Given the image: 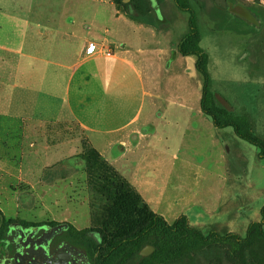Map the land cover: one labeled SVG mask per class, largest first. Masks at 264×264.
Here are the masks:
<instances>
[{
    "label": "rangeland",
    "instance_id": "rangeland-1",
    "mask_svg": "<svg viewBox=\"0 0 264 264\" xmlns=\"http://www.w3.org/2000/svg\"><path fill=\"white\" fill-rule=\"evenodd\" d=\"M118 1L0 0V44L7 41L15 42V46L18 44L23 29H15L16 23L11 21L14 15L50 17L57 13L59 28L70 26L73 20L75 27L72 29L77 33L84 35L89 31L92 38L94 34L111 38L117 47L126 43L130 48L135 34L124 18L117 19L119 14L126 16ZM200 1L206 5V10L211 8V14L199 8L195 10L201 47L210 60L211 89L217 97L222 96L231 104L236 115L249 118L255 134L264 139V0ZM154 7H157L155 0ZM153 13L159 22L158 30L166 40L161 43L154 39L152 44L164 50L166 62H172L178 45L190 31L191 13L177 8L174 0H164ZM167 42L171 44L166 46ZM90 45L83 47L78 39L74 40L68 59L59 61L60 82L69 78L84 48L85 54H89ZM182 59L185 67L179 74H184L181 78L175 76L178 63H168L164 70L163 99L171 96L172 90L177 92L176 88L180 89V94L185 93L186 88L187 99L197 108L199 97H202L203 77L196 68V56H180ZM58 92L62 93L61 87ZM18 128L19 125L15 128L12 123L0 119V210L5 219L14 224L28 221L48 223L53 227L67 223L75 231L100 228L102 224L98 219L106 205L98 198L101 213L93 214L94 195L89 188L85 159L90 148H97L90 134L74 121L47 125L41 130V137L50 142L51 147L57 146L61 157L55 162L51 159L53 163L31 166L36 174H29L23 181L18 175L23 153L26 152L32 161L40 155L38 147L33 148L34 141H21L23 134L18 133ZM216 130L222 131L220 144L215 145L210 140V132L202 128L195 137L187 135L177 161L172 162L173 156H168L165 163H154L163 172L155 178H161L163 182L157 184H163L166 194L161 198L164 201L161 209L168 210L165 216L170 222L180 213L179 218L186 215L191 226L205 234L215 231L244 238L249 225L261 220L264 160L255 146L238 138L231 128ZM173 137L171 143L176 135ZM111 151L118 152L117 149Z\"/></svg>",
    "mask_w": 264,
    "mask_h": 264
},
{
    "label": "crops",
    "instance_id": "crops-1",
    "mask_svg": "<svg viewBox=\"0 0 264 264\" xmlns=\"http://www.w3.org/2000/svg\"><path fill=\"white\" fill-rule=\"evenodd\" d=\"M116 17L124 18L133 28L135 38L130 48L126 43L117 47L111 38L95 34L92 38L89 31L84 35L77 33L72 29L73 20L70 26L62 25L61 29L57 13L50 17L14 15L11 21L16 23L15 29L23 32H18L21 36L17 46L11 41L0 44V119L15 128L19 125L21 141H34L33 148L38 147L40 157L33 161L24 151L18 167L20 180L36 174L31 166L49 164L51 159L55 162L61 157L59 148L51 147L41 137V130L47 125L74 121L90 134L100 154L137 189L152 211L165 216L168 210L161 209L164 205L161 198L166 194L163 184H157L163 181L155 179L163 172L154 163H165L168 156H173L172 162L177 161L188 134L195 137L204 128L216 145L220 144L222 131L218 132L201 111V96L197 108L187 99L186 88L183 94L176 88L177 92L172 90L171 96L163 99L164 70L168 63H178L175 76L180 78L185 66L177 51L174 61L166 62L164 50L152 44L154 39L164 43L162 31L123 14ZM30 29L34 32L30 33ZM75 39L83 47L96 45L98 51L85 54L84 48L69 78L60 82L59 61L68 59ZM168 49L172 51L170 46ZM59 87L62 93L58 92ZM173 135L176 139L171 143ZM113 149L118 152L113 154ZM179 215L172 222L164 218L173 224Z\"/></svg>",
    "mask_w": 264,
    "mask_h": 264
},
{
    "label": "trees",
    "instance_id": "trees-1",
    "mask_svg": "<svg viewBox=\"0 0 264 264\" xmlns=\"http://www.w3.org/2000/svg\"><path fill=\"white\" fill-rule=\"evenodd\" d=\"M155 1L157 7H154V0H119L117 3L128 18L159 29L153 12L164 0ZM174 2L180 10L191 13L190 31L178 45L177 53L197 58L196 68L204 83L201 111L216 129L231 128L238 138L255 146L264 160V139L255 134L249 118L236 115L231 104L224 97H217L211 89L210 60L201 47L195 16L196 8L210 14L211 8L206 10L200 0ZM85 161L89 188L94 195L93 214L101 213L98 198L106 205L98 219L102 225L98 229L75 231L66 223L64 238L85 250L91 264H264V206L261 220L249 225L244 238L215 231L205 234L191 226L186 215L169 224L163 216L154 213L137 189L97 150L90 148ZM13 225L0 210V256L7 252ZM19 225L26 228L53 227L48 223L28 221ZM147 246L153 247L154 251L142 257L141 252Z\"/></svg>",
    "mask_w": 264,
    "mask_h": 264
},
{
    "label": "flooded vegetation",
    "instance_id": "flooded-vegetation-1",
    "mask_svg": "<svg viewBox=\"0 0 264 264\" xmlns=\"http://www.w3.org/2000/svg\"><path fill=\"white\" fill-rule=\"evenodd\" d=\"M53 228H26L14 224L7 242V252L0 256V264H91V259L85 250L72 245L64 238L66 228L54 232L50 237L44 236L51 233ZM38 240H41V243H49L53 259L43 252L34 254Z\"/></svg>",
    "mask_w": 264,
    "mask_h": 264
},
{
    "label": "water",
    "instance_id": "water-1",
    "mask_svg": "<svg viewBox=\"0 0 264 264\" xmlns=\"http://www.w3.org/2000/svg\"><path fill=\"white\" fill-rule=\"evenodd\" d=\"M129 0H125V2H128ZM67 228L68 227V225L67 224H61V225H58V226H56V227H54L53 228V230H52V232L51 233H48V234H45L44 236H46V237H50V236H52L53 234H54V232H56V231H58V230H60V229H62V228ZM27 244V243H26ZM36 249H34V254L35 253H38V252H40V253H44V254H46L49 258H51V259H53L54 257L51 255V248H50V245H49V243L48 242H46V243H41V240H38V241H36ZM153 251H154V248L153 247H151V246H147V247H145L143 250H142V252H141V256L142 257H147V256H149V255H151L152 253H153Z\"/></svg>",
    "mask_w": 264,
    "mask_h": 264
},
{
    "label": "built area",
    "instance_id": "built-area-1",
    "mask_svg": "<svg viewBox=\"0 0 264 264\" xmlns=\"http://www.w3.org/2000/svg\"><path fill=\"white\" fill-rule=\"evenodd\" d=\"M97 46L96 45H90L89 46V48H88V53L90 54V55H93V54H95V53H97Z\"/></svg>",
    "mask_w": 264,
    "mask_h": 264
}]
</instances>
